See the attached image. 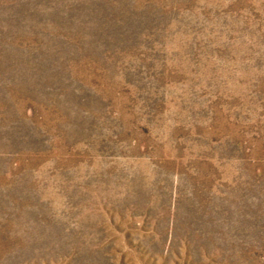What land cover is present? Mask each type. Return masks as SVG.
Instances as JSON below:
<instances>
[{
	"label": "rangeland",
	"instance_id": "374dc122",
	"mask_svg": "<svg viewBox=\"0 0 264 264\" xmlns=\"http://www.w3.org/2000/svg\"><path fill=\"white\" fill-rule=\"evenodd\" d=\"M0 264H264V0H0Z\"/></svg>",
	"mask_w": 264,
	"mask_h": 264
}]
</instances>
